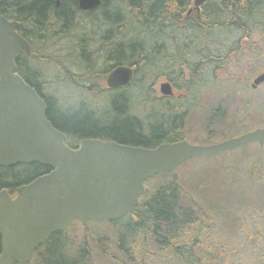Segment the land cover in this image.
<instances>
[{
  "label": "water",
  "instance_id": "95a60500",
  "mask_svg": "<svg viewBox=\"0 0 264 264\" xmlns=\"http://www.w3.org/2000/svg\"><path fill=\"white\" fill-rule=\"evenodd\" d=\"M97 3L81 0L80 7L88 10ZM20 28L0 16V166L37 163L50 171L20 186L14 199L0 191V264L29 263L39 245L75 220L86 225L90 219H121L139 204L146 180L187 160L264 145V127H257L205 145L183 140L147 148L86 139L72 149L47 119L43 99L18 74L17 53L29 49L16 32ZM131 75L130 68L118 66L107 85L124 86ZM263 82L264 71L252 87ZM161 91L169 94V84Z\"/></svg>",
  "mask_w": 264,
  "mask_h": 264
},
{
  "label": "rangeland",
  "instance_id": "374dc122",
  "mask_svg": "<svg viewBox=\"0 0 264 264\" xmlns=\"http://www.w3.org/2000/svg\"><path fill=\"white\" fill-rule=\"evenodd\" d=\"M121 6L122 4H118L117 7ZM77 25L76 29L70 32L73 36H64L60 46L49 51L44 50L55 59L58 58L61 68L54 62L41 60L38 64L33 62L29 69L38 75L39 87L45 94L52 95L60 88L62 92L79 97V91L75 89L77 87L80 91L97 92L91 99L92 106L95 111L103 112L109 104L105 76L99 72L100 64L91 73L83 72L76 58V38L92 32L98 37L97 35L104 31L105 25L100 19L85 18L78 21ZM89 29L92 32H88ZM229 30L223 29L217 36L218 39L209 38L210 42L216 43L219 40L220 44H225V50L228 51L229 43L236 42L238 36L236 31ZM238 42H241L238 45V53L235 52L236 49L229 52L224 60L223 71L218 73L219 77L209 73L195 99L182 102L192 103L186 123L180 129V136L191 143L210 144L240 135L255 127H264V86L256 90L249 86L253 76L264 68V35L260 32L249 41ZM243 42L257 44L250 46L246 43L244 45ZM248 52L251 53L249 56H242ZM67 71L76 75L74 81L77 87L73 88L72 85L64 83L65 80L70 83L72 81L70 77L66 78L69 74ZM138 75V81L128 90V96L132 112L143 117L146 114L144 108L154 107L152 102L142 100L144 92L150 90L153 79L147 69ZM56 79H59V85ZM173 178L180 183L185 194L183 203L191 206L188 197H192L193 203L208 213V226L213 229L214 237L230 244L231 249L236 247V250L226 256L233 258L237 264H251L255 252L247 248L248 236L245 234L258 225L264 226V146L253 144L238 148L225 157L186 162L174 171V177H155L146 182V195H149L158 183L169 182ZM125 221L122 225L117 224L118 226L106 221H90L86 226L74 222L67 231L61 233L59 240L71 258L85 248L89 260L84 258V264H163L158 256L165 254L158 250L150 238L144 242L143 248L147 254L142 260L141 237L127 236V242L124 243V246L132 247V252L135 253L133 257L128 259L118 249L117 233L120 226L123 227L127 222L132 224V220ZM29 264L43 262L34 258Z\"/></svg>",
  "mask_w": 264,
  "mask_h": 264
},
{
  "label": "trees",
  "instance_id": "16d2710c",
  "mask_svg": "<svg viewBox=\"0 0 264 264\" xmlns=\"http://www.w3.org/2000/svg\"><path fill=\"white\" fill-rule=\"evenodd\" d=\"M13 1L17 5L25 4L30 10L29 13L33 16L31 20L36 24L43 21L45 8L49 4V0ZM152 1L144 0L138 2L131 0L128 3L130 12L127 18H122L120 14L105 16L100 20L106 29L99 33L98 37H95L94 33H92L76 38V49L78 47H91L93 49L89 54L88 51H84L81 58L79 56L76 57L78 65L81 66L84 72L88 71L91 73L98 64L100 66L104 64L107 68L116 64H132L147 49L141 47L142 43L152 44L157 42L159 35L168 41V36L164 31L161 30V33L156 31L159 25L158 21L165 22L167 21L166 18L157 19L152 11L146 12L152 6ZM263 1L240 0V15L248 18L249 15L246 8L252 5L258 10L262 7ZM248 2L250 3L246 6ZM117 10L115 9V11ZM144 10L146 11L144 12ZM48 21H61L64 27V36H73L70 32L75 30L76 26L72 18L63 17L61 19H49ZM99 25L102 24L99 23ZM48 41L49 38L42 40V42L47 43ZM56 69L59 70L58 67ZM69 75L72 74L69 73ZM56 81L58 82L57 85H59V79H56ZM30 82L35 83L33 81ZM64 83L72 85L73 88L77 87L73 82L70 83L65 80ZM36 87L38 88V86ZM58 89L59 91H55L58 97L49 99L48 115L51 116L55 127L67 131L74 135L75 138H110L119 143L148 148L155 147L163 139L169 141L178 140L175 137V133L170 130V119H159V125H151L149 130H143L135 118L127 116L126 109L129 104L127 105L123 99L118 101L115 99L110 107L112 110L105 109L103 112H97L95 108H89L84 103L78 108V105L68 102L65 96L61 94L62 90ZM75 89L80 90L78 87ZM244 147L246 146L240 148ZM227 154L231 155L232 152H226L220 156L225 157ZM205 158L216 159L218 156L198 157L189 160L188 163ZM44 169L49 170V168L35 163L28 165L18 164L6 168L0 167V185L17 186L29 181L31 177L44 171ZM164 176L174 177V172L160 174L153 178ZM184 195L180 183L174 178L169 182H160L149 195L145 193L140 198L139 205L131 214L117 221H106L118 226L117 224L122 225L126 222L125 220H132V224L127 222L123 227L120 226L118 230V249L128 259L133 257L135 253L132 252V247L124 246L128 239L127 236L133 235L143 239L140 252L141 260L147 254L143 248L144 242L147 238H150L158 247V250L164 252L165 255L158 256L163 264H237L233 258L226 256L236 250V247L231 249L229 247L230 244L228 245L223 240L216 239L213 235V229L208 226L210 222L208 213L201 206L195 205L192 197H188L192 205H185L182 201ZM60 235V232L54 234L37 248L34 258H39L43 264H84V258L89 260L88 252L85 248L80 250L73 258L68 256L65 251L66 247L59 240ZM245 235L248 236L246 244L249 247L247 248H250L251 252H255L251 264H264V226L258 225ZM212 253H214L213 256ZM226 260L229 261L227 262Z\"/></svg>",
  "mask_w": 264,
  "mask_h": 264
},
{
  "label": "flooded vegetation",
  "instance_id": "af4514ba",
  "mask_svg": "<svg viewBox=\"0 0 264 264\" xmlns=\"http://www.w3.org/2000/svg\"><path fill=\"white\" fill-rule=\"evenodd\" d=\"M80 1L81 0H49V4L45 8L43 21L36 24L31 20L33 16H31L29 13L30 10L25 4L17 5L13 0H0V16L11 23L21 25V28L16 30V32L29 46L28 51L19 49L17 53L15 63L18 67V74L33 87L43 99L46 105L47 119L55 129L64 134L65 143L72 149L77 148L79 143L86 139L119 142L110 138L100 137L75 138L74 135L67 131L55 127L52 123L53 120L51 116L48 115V104L49 99L57 98L58 94L55 92L52 95L50 93L49 95L45 94L39 87L38 75L34 74L32 70L29 69V66H32L33 62H35L34 64H38V61L41 60L44 62H54L55 65L58 67L60 66L58 58L55 59L53 56L45 53L44 50L49 51L61 45L64 37V27L61 21H48L49 19L69 17L73 19L75 26H78L77 22L83 20V18L87 20H96L105 16L109 17L113 14H120L122 18H127L130 12L128 3L131 0H98L97 5L92 6L88 10H83L80 7ZM136 1L142 2L144 0ZM92 2H95V0H92ZM152 2V6L147 11L144 10V12L152 11L157 19H161V17L166 18L167 21L165 22L161 20L158 21L159 25L156 31L160 33L161 30L164 31L168 36V41L159 35L157 42L152 44L142 43L141 47L147 49H145L140 58L132 64H116L109 68L103 64L99 67L102 69H100L99 72L103 77L105 76L104 79L106 82L108 76L118 66H126L132 71L130 81L126 85L112 88L107 86L109 91H107L106 95H109L107 98L110 105L108 104L106 108L107 110H112L110 107L113 101L115 99H117L116 101L123 99L127 105L129 104L126 109L127 116L135 118L142 126L143 130H149L151 125H159L160 120L166 118L171 120L170 130L175 133V137H177L178 140L184 139L180 136V129H182L186 123L192 103L187 101L186 104H183L182 102L192 98L195 99L197 91L201 90L200 88L203 86L204 80H206L209 73L214 74L215 77H219L218 73L223 71L224 60L230 54L229 52H233L236 49L235 52L238 53L240 49L238 45L241 44V42L238 41H249L254 35L260 32L264 35V1L262 7L258 10L256 7L249 5L250 2L247 3L246 6L249 5L246 8L248 10V18H244L240 15V0H202L199 4L196 3V0H153ZM118 4H122V6L118 8ZM115 9L118 10L115 11ZM223 29H230L229 31L234 30L238 34L235 40L236 42L229 43L227 48L229 49L228 51L225 50V44H220L219 40L214 43L210 42L209 39H218L217 36H219ZM88 32H92V30L89 29ZM102 32L103 31H101V33ZM47 38H49L48 43L42 42V40H47ZM244 43L250 46L257 44L256 42H243V44ZM82 48L83 47H78V49H76V57L79 56L81 58L84 51H88V54L90 51H93L91 47ZM249 49H251V47ZM247 54H243L242 56L246 57L251 53L248 52ZM145 69L150 71V77H152L153 83L150 90L144 92V99L142 98V100L152 102L154 107L148 109L144 108V113L146 114L140 117L132 112V104L128 96V90L132 85L137 83L138 74L142 71L144 72ZM263 71L264 68L259 73H256L250 81L249 86L252 90L264 86V83H262L256 88H252L253 80ZM72 75H74V73H72ZM72 75L67 74L66 78L70 77L72 79L71 83H75L74 76L76 75ZM30 81L35 83H31ZM163 83L169 84V94H164L161 91V85ZM36 86H38V88ZM78 91L79 97L66 92H61V94L65 96L68 102L78 105V108H80L82 103L86 104L89 108H93L91 99L97 92ZM180 102L182 105H180ZM187 103H189V105H187ZM167 142H169V140L163 139L159 144ZM47 172L48 170L44 169V171L31 177L29 181L17 186L0 185V191L3 189L6 190L13 199L17 196V189L20 186L28 184L33 179Z\"/></svg>",
  "mask_w": 264,
  "mask_h": 264
}]
</instances>
